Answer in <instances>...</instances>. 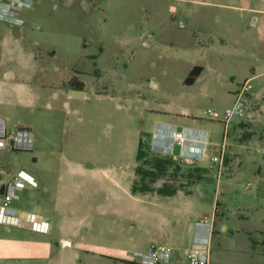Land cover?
<instances>
[{
  "label": "rangeland",
  "instance_id": "1",
  "mask_svg": "<svg viewBox=\"0 0 264 264\" xmlns=\"http://www.w3.org/2000/svg\"><path fill=\"white\" fill-rule=\"evenodd\" d=\"M251 4L264 7V0H251ZM239 10V0H33L24 10L26 20L31 21L30 32L24 36L37 64L11 60L7 55L0 61V70L12 66V75L31 82L35 90L59 92L50 99L54 107H47L44 101L35 112L21 106L13 117H21L23 123L38 121L37 113L42 111L51 117L52 139L66 138L65 153L73 156L97 153L103 165L112 158V162L130 163L139 137L134 126L148 140L150 116L154 115L148 114L151 109L161 115L184 112L185 121L194 119L189 124L207 129L205 156L190 164L206 167L209 186L215 187L216 172L220 175L216 198H206L205 208L207 214L217 212V203V225L224 221L230 227L214 238L215 246L219 240L222 248L212 255V264H264V97L258 110L261 114L251 124L253 139L258 142L239 151V173L228 179L237 168L229 162L230 151L225 152L221 165L211 159L223 137L222 111L233 102L234 89L250 77L253 87L249 92L258 89L264 95V13ZM193 42L198 46L205 43V48L198 50ZM192 61L205 69L194 82H187ZM73 74L83 81L82 87L68 83ZM249 92L246 111H256L260 101ZM208 108L215 114L206 113ZM243 114L231 117L227 140L231 123L238 117L245 124L239 132L233 129L232 137L246 138L248 123ZM92 116L97 122L93 132ZM148 150L151 159L167 154ZM32 153L33 148L14 149L6 144L0 147V164L17 171L16 164L29 160ZM247 153L253 158H247ZM182 161L173 157L165 172L186 186L193 175L185 166L174 167ZM124 227L116 224L115 240L125 235ZM233 237H239V256L232 248ZM245 237L250 240L248 246ZM95 264L108 263L97 259ZM159 264L190 263L181 254L178 261Z\"/></svg>",
  "mask_w": 264,
  "mask_h": 264
},
{
  "label": "crops",
  "instance_id": "2",
  "mask_svg": "<svg viewBox=\"0 0 264 264\" xmlns=\"http://www.w3.org/2000/svg\"><path fill=\"white\" fill-rule=\"evenodd\" d=\"M187 1L206 2V0ZM239 9L240 12L249 9L264 13V7L252 5L251 0H239ZM29 27H31L29 18L23 25L0 20V61L7 55L11 60H21L32 66L37 64L35 63L36 54L31 52V46L25 41L28 37L24 34H29ZM193 43L192 46L198 50L205 48V43H201L200 46L197 42ZM194 64L201 63L192 61L191 67ZM201 65L202 69L192 82L204 71L205 65ZM12 74V66L0 70V115L8 128L24 124L31 129L33 153L29 160L22 163L19 161L16 167L28 170L36 179V183H28L21 190L19 197L13 201V205L21 215V223L19 225L0 224V264H95L97 259L105 260L108 264H131L129 260L138 262L132 258V251L147 249L152 242L170 244L173 248L170 260L178 261L181 254L187 256L188 249L195 245L193 242L194 219L205 215L214 218L209 262L212 264V255L220 250L218 248H222L219 240L215 246L216 234L230 229L224 221L217 225V203L214 205L217 212L207 214L205 208L206 198L211 200L216 198L220 176L218 172H216L215 187L206 184L205 176L189 181L190 184L186 186L174 182L173 176L167 179L159 176L149 182L150 189L133 191L132 184L138 177L135 171V166L139 162L136 157L137 149L133 160L127 164L112 162L114 159L112 158L109 164L103 165L99 162L97 153L81 156L65 153L69 145L68 140L58 137L53 140L52 135L49 134L51 117L40 110L37 113L38 121L25 120L23 123L21 117H13L21 106H27L31 112H35L42 101L47 107H54L50 99L57 97L59 92L57 90L48 93L37 91L34 84L19 80ZM73 76L76 75L73 74ZM18 88H22L23 91L19 92ZM259 91L255 89V93L249 92L252 98L260 101L259 108L256 111L248 109L241 116L248 123V126H245L247 131L243 134L246 138L234 140L232 137L234 131L243 130L245 123L240 121L239 117L236 119L238 122L235 121L237 123H231L230 130L234 129V131H231L230 140L226 139L227 132L224 137L226 151H230L228 152L229 162L233 167L237 166L233 172L231 171L228 179L238 174L242 167L239 151L248 148L249 144L258 142L253 139L251 124L252 121H256L254 117L261 114L258 110L261 111L264 95H261ZM154 112V109H151L148 113L154 114L150 116L152 117L151 130H147L150 132L149 139L156 125L202 128L189 124L194 120L193 118L187 117L185 121L184 112L177 116ZM246 116L251 120H247ZM94 123L97 122L92 116V132ZM134 129L140 137L142 130L138 126H134ZM164 141L161 143L163 147L167 143V140ZM197 143L190 138L183 144L174 143L173 152L178 155L181 149L186 150L190 147L194 149V144ZM247 156V158H253L251 154L247 153ZM15 172V170L3 168L0 164V197L5 181ZM165 182L166 192L159 191L157 187ZM28 210L34 211L39 218L49 220L47 231L32 229L25 222L24 214ZM117 223L125 224V235L115 240L114 232ZM247 227L250 230V227ZM234 232H238V227ZM247 235L249 238L250 235L248 233ZM233 238L232 248L239 256V237ZM249 243L250 240L245 237L244 245L248 246ZM224 254V252L220 253L223 256Z\"/></svg>",
  "mask_w": 264,
  "mask_h": 264
},
{
  "label": "built area",
  "instance_id": "3",
  "mask_svg": "<svg viewBox=\"0 0 264 264\" xmlns=\"http://www.w3.org/2000/svg\"><path fill=\"white\" fill-rule=\"evenodd\" d=\"M32 4L33 0H0V20L15 25H23L26 21V13H24V10L32 6ZM252 87L253 83L250 81V77H247L241 85H238L234 89L235 98L231 105L226 106L222 111V120L224 121L223 137L217 144L216 152L211 156L213 162H216L218 165H221L224 160L226 152L224 137L230 119L235 114L245 113L247 93ZM205 112L210 115L215 114V111L211 108L206 109ZM189 138L198 142L194 144V149L191 147L186 150L181 149L179 154L176 155L173 152L174 143L183 144ZM164 140H167V143L163 147L161 143L165 142ZM6 144L15 149H31L33 147V134L31 129L25 125H15L8 128L4 118L0 115V147ZM146 144L151 150L171 153L189 163L197 162L205 156V148L208 145V131L204 128H179L176 125L160 127L156 125ZM28 183L35 184L36 179L24 168L18 169L10 179L5 181L0 197V224L19 225L21 223V215L13 205V201L19 197L21 190ZM24 220L35 230L47 231L49 228V220L39 218L31 210L25 212ZM213 220V216L207 215L194 219L193 242L195 245L187 251L190 264H209L211 237L214 230ZM172 251V246L167 242H152L146 250L134 249L131 255L132 258L143 264H159L168 262L171 258Z\"/></svg>",
  "mask_w": 264,
  "mask_h": 264
},
{
  "label": "trees",
  "instance_id": "4",
  "mask_svg": "<svg viewBox=\"0 0 264 264\" xmlns=\"http://www.w3.org/2000/svg\"><path fill=\"white\" fill-rule=\"evenodd\" d=\"M201 69H202L201 64H194L190 68L188 74L186 75L185 81L192 82ZM68 83L72 86H77V87L83 86V81L76 78L75 76L73 79L69 80ZM145 144H146L145 140L143 139L142 136H140L136 157L138 161L142 160V162H138L137 165L135 166V171L138 177L137 179L134 180L132 184L133 191L150 189L151 185L149 184V182L156 179L159 176H164L165 179L170 177L169 173L167 174L165 170L167 168V165L170 162H173L174 156L167 153L165 156H156L151 159V155H149L150 150H148L147 145ZM153 155H158V153H154ZM181 166L187 167V173L189 175H193L190 181L198 180L207 174V171H204L206 167L201 165H191L189 162L186 161H182V163L178 162L176 165H174L175 169L181 168ZM172 174H174V172H172ZM166 185L167 184L165 182L161 186L157 187V189L161 192L164 191L166 192V188H165ZM129 261L131 262V264L138 263V262H134L133 260H129Z\"/></svg>",
  "mask_w": 264,
  "mask_h": 264
}]
</instances>
